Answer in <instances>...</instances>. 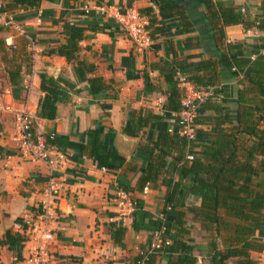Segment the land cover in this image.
<instances>
[{
    "label": "crops",
    "instance_id": "1",
    "mask_svg": "<svg viewBox=\"0 0 264 264\" xmlns=\"http://www.w3.org/2000/svg\"><path fill=\"white\" fill-rule=\"evenodd\" d=\"M222 1L244 6L252 17L260 0ZM0 2V37L7 45L0 51V264H21L26 256L30 241L15 248L1 240L8 231L28 238L27 222L45 198L43 190L50 177L62 182L56 200L61 217L53 224L51 241L61 261L141 264L159 231L147 220L163 218L166 187L162 180L170 174L159 164L170 158H146L136 152L150 130V137L157 138L153 115L162 117L167 130L177 126L172 114L178 111L165 115L170 88L166 76L173 72L172 80L181 90L178 75L196 86L188 78L194 72L236 84L235 79H226L222 42L250 45L263 31L242 23L223 25L222 40L221 23L213 24L203 0ZM100 5L105 7L103 13L96 9ZM129 8L147 15L148 42H136L120 27V14ZM65 22L84 27L76 58L71 60L57 52L65 41ZM78 60L91 63L93 69L80 66ZM42 72L63 80L58 83L61 99L55 102L52 118L37 114L45 96L40 88ZM94 76L110 87L92 92L87 78ZM22 113L29 114L40 136L55 134L57 143L51 145L55 165L20 153L16 118ZM120 138L137 140L131 152L120 148ZM154 158V172L160 169L150 182H143L142 169ZM120 190L128 192L147 214L141 221L138 215L134 219L132 214H118L114 199ZM185 204H199V198L188 195ZM184 220L183 228L189 233L182 237L195 246V264H211L208 232L190 213ZM133 223L141 226L134 229ZM257 237L264 241V236ZM251 256L264 262V250L251 251ZM154 264L166 262L156 255ZM225 264H232V259Z\"/></svg>",
    "mask_w": 264,
    "mask_h": 264
},
{
    "label": "trees",
    "instance_id": "2",
    "mask_svg": "<svg viewBox=\"0 0 264 264\" xmlns=\"http://www.w3.org/2000/svg\"><path fill=\"white\" fill-rule=\"evenodd\" d=\"M203 1L213 24L221 23L219 38L222 40L223 25L228 24L242 23L245 28L255 27L263 33L250 45L242 41L222 42L225 49L220 55L224 59L226 79H235L236 84L213 81L211 76L207 78L197 72L188 76L197 87L210 89L198 106L196 125L199 126L192 140L180 134L177 126L167 130L162 117L153 115L158 122L157 138L150 137V130L146 141L138 147L142 152H136V156H168L170 160L159 165L165 166L170 177L162 180L166 187L163 218L147 220L152 229L161 230V245L143 254L141 261L154 264L156 255H160L166 264H195V246L189 238L182 237L189 233L183 224L185 215L190 213L200 228L208 232L211 264H225L229 259L232 264H264L251 256V251L264 250V241L257 237L264 236V0L259 1L252 17L244 6L226 5L222 0ZM64 31L65 41L58 45L57 52L71 60L76 58L84 27L65 22ZM6 46L0 37V51ZM78 64L93 69L91 63L83 60H78ZM40 77V88L45 96L37 114L52 118L55 102L61 99L56 91L58 83L63 80L43 72ZM172 77L173 72L166 76L170 84L164 103L166 116L170 111L180 110L183 95V89ZM87 80L94 93L110 87L97 76ZM45 138L50 145L57 143L53 133ZM187 154H193V158L187 159ZM154 160L142 169L143 182H150L151 176L159 171L160 168L153 170L156 158ZM188 195L198 197L199 204L186 205ZM132 215L134 219L138 215L141 221L147 214L136 206ZM140 226L133 223L134 229ZM26 239L25 235L8 231L1 241L18 248Z\"/></svg>",
    "mask_w": 264,
    "mask_h": 264
},
{
    "label": "built area",
    "instance_id": "3",
    "mask_svg": "<svg viewBox=\"0 0 264 264\" xmlns=\"http://www.w3.org/2000/svg\"><path fill=\"white\" fill-rule=\"evenodd\" d=\"M96 9L103 13L105 7L97 6ZM243 10V9H242ZM3 18L2 4L0 2V20ZM118 23L122 30L134 39L136 42H148V18L134 8H129L122 14ZM178 83L183 89V95L180 100V110L172 115L176 116L177 131L192 140L195 136L197 109L199 104L204 101L210 93V89L194 86L183 75H178ZM18 128V149L20 153L29 158V160H44L49 164L55 165L53 159L54 147L46 142V138L37 134L34 130L32 118L27 113H22L16 118ZM187 159H192L193 154H187ZM62 188V182L50 177L46 187L43 190V198L33 216L28 220L29 236L26 239L32 244L28 248L26 256L21 260V264H66L61 261L54 249L51 247V241L54 238L53 224L59 220L57 206V196ZM147 190V187L144 188ZM117 212L120 216L126 217L132 214L136 207V202L132 196L123 190L116 192L114 199ZM161 230L156 235L152 248L161 245ZM168 240H166V243ZM71 264V263H67ZM141 264H144L141 261Z\"/></svg>",
    "mask_w": 264,
    "mask_h": 264
},
{
    "label": "water",
    "instance_id": "4",
    "mask_svg": "<svg viewBox=\"0 0 264 264\" xmlns=\"http://www.w3.org/2000/svg\"><path fill=\"white\" fill-rule=\"evenodd\" d=\"M137 140H130V139H126V138H120L118 141V145L120 146V148L122 150H124L125 152L129 153L133 150V147L135 145Z\"/></svg>",
    "mask_w": 264,
    "mask_h": 264
}]
</instances>
